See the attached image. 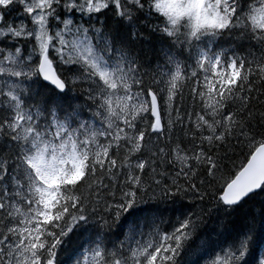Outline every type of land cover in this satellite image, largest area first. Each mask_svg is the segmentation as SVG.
<instances>
[{"label":"trees","instance_id":"1","mask_svg":"<svg viewBox=\"0 0 264 264\" xmlns=\"http://www.w3.org/2000/svg\"><path fill=\"white\" fill-rule=\"evenodd\" d=\"M19 1L0 5V264H261L264 187L219 195L264 141V0H206L221 23L195 33L156 0H59L109 69L54 63L63 94L36 75ZM50 134L66 158L44 196L31 161Z\"/></svg>","mask_w":264,"mask_h":264},{"label":"rangeland","instance_id":"2","mask_svg":"<svg viewBox=\"0 0 264 264\" xmlns=\"http://www.w3.org/2000/svg\"><path fill=\"white\" fill-rule=\"evenodd\" d=\"M5 0H0V2ZM31 11L36 22L35 33L38 38V43L41 48L48 43L46 34V9L51 4L52 0H23ZM162 11L169 14L172 20H177L180 17L187 19L191 31H197L204 26H213L217 23L218 14L214 6L210 2H203L202 0H157ZM70 5L74 8H84L87 11L98 9L102 6L100 0H71ZM258 21L261 26H264V9L258 14ZM57 37L60 39L59 47H55L58 57L62 56V48L68 49L71 46V41L67 38L68 31H58ZM76 49L82 53L87 54V48L83 43L77 45ZM86 57V56H85ZM70 62L69 60H63ZM49 156L44 154V151H39L33 160V166L40 179L39 191L43 195H47L54 176L57 170H61L62 162L65 159L64 155L56 153L52 149ZM46 153V152H45Z\"/></svg>","mask_w":264,"mask_h":264},{"label":"water","instance_id":"3","mask_svg":"<svg viewBox=\"0 0 264 264\" xmlns=\"http://www.w3.org/2000/svg\"><path fill=\"white\" fill-rule=\"evenodd\" d=\"M38 71L45 83L53 86L60 92L64 91V85L58 80L54 70L47 61L41 60ZM151 109L155 118V125L158 126L157 106L154 98L151 99ZM263 183L264 144L256 149L242 170L225 187L221 200L228 206L238 204L248 195L259 190Z\"/></svg>","mask_w":264,"mask_h":264},{"label":"bare ground","instance_id":"4","mask_svg":"<svg viewBox=\"0 0 264 264\" xmlns=\"http://www.w3.org/2000/svg\"><path fill=\"white\" fill-rule=\"evenodd\" d=\"M71 62V61H70ZM56 63H61V61L57 60Z\"/></svg>","mask_w":264,"mask_h":264}]
</instances>
